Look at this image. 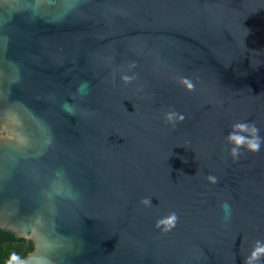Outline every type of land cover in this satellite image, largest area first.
I'll list each match as a JSON object with an SVG mask.
<instances>
[{
    "label": "water",
    "instance_id": "1",
    "mask_svg": "<svg viewBox=\"0 0 264 264\" xmlns=\"http://www.w3.org/2000/svg\"><path fill=\"white\" fill-rule=\"evenodd\" d=\"M238 122L264 138V0H0V230L25 264H243L264 143L234 160Z\"/></svg>",
    "mask_w": 264,
    "mask_h": 264
},
{
    "label": "clouds",
    "instance_id": "2",
    "mask_svg": "<svg viewBox=\"0 0 264 264\" xmlns=\"http://www.w3.org/2000/svg\"><path fill=\"white\" fill-rule=\"evenodd\" d=\"M131 65L130 67H134ZM124 83H131L134 79V75H123L121 77ZM180 84L188 91H192L195 87L194 83L188 78H181ZM164 119L166 122L175 125L185 119L183 114L175 111H169L165 114ZM226 142L232 147L230 148V156L235 160L239 159L241 155V149H245L249 153L259 152L264 138L259 135V129L254 123L251 122H238L232 126V130L226 137ZM207 180L210 184H216L217 178L209 175ZM146 206H151V199L145 198L141 201ZM225 212V216H229L231 212V206L227 203L222 205ZM178 221L177 214L175 212L169 213L166 217L157 221L155 227L162 232L167 233L176 227ZM262 257H264V242L257 241L253 246V250L250 255L245 259L243 264H256ZM8 264H25L21 258L13 253L10 256Z\"/></svg>",
    "mask_w": 264,
    "mask_h": 264
},
{
    "label": "trees",
    "instance_id": "3",
    "mask_svg": "<svg viewBox=\"0 0 264 264\" xmlns=\"http://www.w3.org/2000/svg\"><path fill=\"white\" fill-rule=\"evenodd\" d=\"M31 249L29 240L17 239L11 233L0 230V264H8L13 253L23 258Z\"/></svg>",
    "mask_w": 264,
    "mask_h": 264
}]
</instances>
